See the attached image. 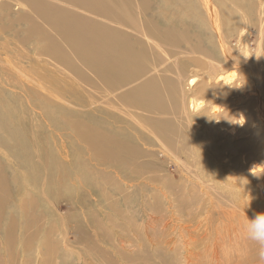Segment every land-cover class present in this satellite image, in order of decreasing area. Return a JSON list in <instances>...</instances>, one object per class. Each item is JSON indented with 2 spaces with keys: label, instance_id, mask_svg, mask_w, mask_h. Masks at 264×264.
I'll use <instances>...</instances> for the list:
<instances>
[{
  "label": "rangeland",
  "instance_id": "1",
  "mask_svg": "<svg viewBox=\"0 0 264 264\" xmlns=\"http://www.w3.org/2000/svg\"><path fill=\"white\" fill-rule=\"evenodd\" d=\"M87 2L88 5L83 7L71 6L67 0H0V90L8 96L19 94L24 98L26 91H33L39 98L47 96L49 103L57 105L62 100L52 96L46 84V89H43L37 82L39 75L51 71L53 76L56 74L65 92L76 94L88 102L95 103L94 99L97 105L102 106L108 98L115 100L111 88L99 82L87 62H81L78 55L70 52L71 43L65 35L59 33L65 29L61 19L56 18L57 14L69 18L72 9L93 21L124 30L134 39L136 49L142 48L140 42H143L150 46H147V49L152 50L150 52H154L151 47L155 43L146 40L141 31L145 30V20L156 25L152 32L147 31L163 45L166 54L155 45L157 48L153 47L154 50L163 55L158 64L154 63L156 68L150 73L138 70L136 72L140 73L135 75L131 72L133 78L126 87L144 94L147 90H153L150 82L155 83L156 97L164 103L166 110L150 108L148 112L138 111L139 117L148 116L147 122L141 121L143 124H139L135 112L140 104L125 108L130 112L122 114L118 126L127 125L133 139L129 140L127 148L118 150L120 155L127 152L129 158L127 162H120L117 168L109 167L115 172L98 166L97 156L89 150H76L60 139L58 146H54L53 140L61 136L57 132L38 134L33 130V125L40 119L35 109L26 113L20 121L18 139L20 137L23 141L22 145H14L10 150L2 147L4 143L14 142V139H10L7 130L0 129L4 132L0 133V264H182L184 259L187 264H195L193 256L196 257L198 243H189L179 237L182 229V211L177 208L179 200H191L190 195L201 194L204 186L215 194L213 196L218 206L229 203L224 208L220 206L218 210L221 216H230V199L239 192L240 180L234 177V174H240L230 166V160L239 162V154L242 152L254 154L252 159L256 160L262 151L255 149L253 143L256 140L251 139L249 132H240L245 126H241L233 135L220 129L218 123L223 122L225 126L227 118L238 119L240 114H246V102L243 99L235 101L239 96L231 92L224 93L223 88L216 94H202L204 85L213 88L216 84L214 79L208 82L210 74L222 71L221 68L216 70L204 64L208 61L218 63V66L226 64L219 58L222 56L221 51L224 49L229 52L232 49L231 52L240 58L248 54L250 64L254 67L253 72H258L256 64L260 62L257 56L260 43V51L264 49V32L259 31L258 17H254L250 23L242 8L236 5L233 7L228 4V0H209L210 3L206 5L201 0H133L131 10H134L137 17L136 25H133L132 22H126V19L121 21L112 16H101L92 11L89 5L91 1ZM103 2L119 6L116 0ZM222 3L230 5L232 13L237 14L238 25L226 19L222 7L225 4ZM192 6L199 15L190 13L188 17L186 11L191 10ZM203 17L206 23L200 26L198 18ZM165 27L173 30L169 39L176 40V44L167 45L159 38V32ZM211 30L215 33L210 34ZM41 44L60 48L64 58L69 57L75 61L78 71L71 72L65 68V74H62V66L48 64L47 57L38 58L34 49ZM247 44L249 48L246 51ZM60 51L55 57L51 50V57L57 63H60ZM141 60L145 67L146 57ZM195 60L202 64H197ZM193 74L200 77L196 93L193 91L194 94L188 95L185 92L184 95L188 88H196V85H188V77ZM177 82L181 93L179 102L175 103L170 92ZM233 84L235 82L231 86ZM124 89L121 88L118 93L122 94ZM189 97L205 101L211 99L222 106L226 110L222 108V112L227 115L221 117L213 113V103L205 107L208 109L205 118L212 121L206 122L204 116L197 117V109L190 106ZM69 104L81 114L93 109H84L80 104L71 102ZM81 114V120L85 122ZM163 120L172 128V144H166L168 138L160 128ZM204 123L217 126L214 128V136L206 134L202 126ZM198 126L202 127L199 129ZM112 135L116 137V134ZM225 144L228 147L224 148ZM31 146L37 175L31 169L30 162L25 161L27 149ZM8 154H12L13 158ZM177 155L181 162H174ZM222 155L226 159L223 160ZM42 158L46 160L45 163L41 162ZM15 159L21 162H15ZM16 164L20 166L14 174L12 170ZM49 168L56 175L69 173L68 181L64 185H60L59 181L52 183L47 179ZM77 174L82 175L83 184L77 183L80 181L75 179ZM15 175L22 182L17 190L13 179ZM142 175L150 176L156 186L162 184L165 176L172 178L174 188L170 201L161 193L149 195L150 187L146 184L141 190L138 189L134 183ZM109 176L112 179H108ZM91 180L103 182L100 193L89 188ZM45 188L54 189L59 198L46 196ZM142 190L146 196H143ZM216 218L218 214L211 224H216ZM24 222H29L30 226L21 233ZM164 225L167 226L166 232L163 230ZM244 226H240L245 232L242 235H237L232 228V233L215 235L216 247L228 250L231 259L227 264L241 261L245 257V246L252 252L262 250L247 242ZM184 235L190 236L188 233ZM129 257L140 258L142 262L134 263ZM253 264H264V258Z\"/></svg>",
  "mask_w": 264,
  "mask_h": 264
},
{
  "label": "bare ground",
  "instance_id": "2",
  "mask_svg": "<svg viewBox=\"0 0 264 264\" xmlns=\"http://www.w3.org/2000/svg\"><path fill=\"white\" fill-rule=\"evenodd\" d=\"M90 1L91 2L89 5L92 11L100 14L101 16H112L121 21H125L126 19V22H132L133 25H136L137 17H135L134 10H131L133 0H116V3L119 6L114 4H105L103 0ZM202 1L204 5L210 3L209 0H201V3ZM67 2L71 6L83 5V7H85L88 5L87 0H67ZM229 3L233 5V7L236 5L242 8L245 18L247 16V20L249 19L250 23L254 17H258L260 23L259 31L261 33L264 32V0H228V4ZM223 4L225 3H222V5ZM228 4L222 6L225 9L224 16L227 20L230 19L232 23L235 22L236 25H238V21L236 19L237 14L232 13L231 9L229 8L230 5ZM143 5L147 7L146 4ZM193 8L194 7L192 6L191 10ZM191 10L186 11L188 17L190 13L193 15H199L196 8H194L192 12ZM208 10L210 9L208 8ZM71 12L72 16H69V18H64L63 15L61 16L60 14H57L56 18L61 19L62 26L65 29V31H60L59 33L62 36L65 35V37L71 43V47L69 48L70 52L72 54L78 55L81 62H87L86 64L96 74V78L99 80V82L111 88V95L115 100L108 98L105 100L107 103L104 101V106H102L97 105L94 99L92 100L95 103L88 102L86 99H83L76 94L68 93L69 91L65 92L59 85L56 74L53 76L51 71H48L43 75H39L37 82L43 89H46L44 85L46 84L50 88L52 96L62 100L57 105L49 103L50 99L47 96H45V98L48 102L45 101V98H39V96H37V94H35L33 91V93L26 91V95H24L26 98H24L20 97L19 94L8 96L0 90V129L7 130V132L10 134V139H14V142L11 141V143H4L2 147L5 149L8 148L10 150L14 145H22L23 141H21L20 137L18 139L19 130L21 127L20 121H22L26 113L28 114L30 110L35 109L38 111L40 119L36 122V124L33 125V130L41 135L45 134L46 131H50L52 133L57 132V134H60L61 136L59 138L53 140L54 146H58V139H60L65 145L68 144L76 150H89L91 154L97 156L98 166L105 167L107 169H109V167L117 168L120 162H127L129 158V154L127 152L120 155L118 150L120 148H127V145L130 142L129 140L133 139V134L127 125L118 126L119 122L122 121V114H129L130 112L129 109L125 108L127 106H135L140 104L138 110L135 112V115L139 120V124H143L141 121L147 122L148 116L141 118L139 117L138 111L144 110L148 112V109L150 108H155L159 111L164 110V112L166 110L164 103L162 104V102L156 97L157 90L155 88V83L150 82L154 91L147 90L144 94L133 92V88L129 89L126 87L131 83V79L133 78L131 72L135 75L139 74L140 72L150 73L156 68L154 63L158 64V60L163 56L162 54L156 52L153 47L158 46L160 48L159 50L163 51L165 54L166 51L163 45H160L155 40V38L149 34V32H152L153 26H156L150 21H144L145 30H142L141 33L146 38V40H153L156 46L154 45L151 48L154 52H150L152 50L147 49V46H150L143 42H140V46L142 48L136 49L134 39H132L131 36L124 30L116 29L111 26L93 21L92 19L82 16L77 11L75 12L72 9ZM198 19L200 26H203V24L206 23V19L204 17ZM208 23L210 24V22ZM145 24L147 25V28L145 27ZM147 29L150 31L148 32ZM231 29H233V25L231 26ZM30 30H32V28ZM172 32L173 30L170 29V27H165L159 32V38L167 45H174L177 41L169 39ZM211 33L214 34L215 32L213 33L212 31L210 34ZM260 45L259 52L257 53V56L259 57L258 61L260 60V62L256 64L258 72H253L254 67H252L250 64L249 58L247 56L248 54H246V57L240 58L231 52L232 49L229 50L231 53L225 51L224 49L221 51L222 56L220 55L219 58H221L226 64H221L222 66H218V63H215L214 61H208V63L206 62V64H204L216 68V70L221 68L222 71L210 74L211 79L209 76L208 82L210 83L214 79V83L216 84L213 88L204 85L201 91L202 94H210V92L216 94L217 92L222 91L223 88L224 93L231 92V94L239 96V98L235 99V101L243 99V101L246 102L244 108L246 114H240V117L238 116V118L244 120L242 125L241 123L232 122V120H236V118H227L225 123L226 127L224 126L223 122L218 123V125H220V129L223 132L233 135L240 129L241 126H245L246 128L240 132H249L251 139L253 141L256 140V142L253 143L255 149H261L262 151L260 153V158L256 160L252 159V155L254 154H248L246 152L239 154L241 158L239 162H232L230 160V166L235 170H238V173L240 174H234L235 178L240 179L239 192L235 197L230 199V206L232 207L230 216H221L218 210L220 206L224 208L228 206L229 203L219 204L218 206V201H216V197L213 196L214 193L207 190L204 186L202 189L203 192L201 194L194 193L190 195L191 200H179L178 203L180 204L177 206V208L178 210L182 211V229L179 237L184 239V241H188L189 243H198L196 257L191 254L193 256V260H196L195 264H227V261L231 259L227 253L228 250H222L216 247L217 242L215 235L217 233H222L220 234L222 236L224 234H228L229 232L232 233V231H230L231 228L236 232L237 235H242L245 232L240 226L242 224H246L248 219L250 221L254 220L258 214L264 213V59H262L264 58V49L260 51V47L262 49V46ZM50 48L54 56L58 51H60V48L50 47L48 44H41V46L38 45L35 47L34 51L37 53L38 58H42L43 56L47 57L46 62L48 64L53 63L57 66H62V70H59L62 74H65V71H63L65 68L71 72L78 71L75 61L69 57L64 58V55L61 53V51L60 63H57V60L51 57ZM248 48L249 47L247 44L245 50L247 51ZM144 56L147 59L145 67L141 60ZM195 61L197 64L201 63L199 60ZM239 64L242 66H239ZM138 70L141 71L136 72ZM199 78L200 77H198L197 74H193L188 77V85H196V88H188L184 91V95L185 92L188 95L190 93L194 94L193 91H196L198 88L197 84L200 82ZM178 82L170 92L175 100V103L179 102L181 93ZM232 82H235L233 86H231ZM123 87H125L124 91L122 94H119V90ZM48 93H50L49 90ZM70 102L80 104L84 109L89 107L93 109L81 114L79 110L77 111L73 107L68 106ZM110 102L115 103L112 104ZM189 103L193 109H197V117L204 116L203 118H205V114L208 111V109H205V107L207 105H212L214 102L211 99H206L205 101L202 98L189 97ZM93 105L94 107H92ZM218 105L219 104L213 105L212 112L218 113V116L221 117L226 116L227 114L223 113V109ZM80 114L85 118V122L81 120ZM206 122L212 121L207 118ZM94 123H97V125ZM3 125H6V127H3ZM202 126H204L203 129L207 135L214 136V128L217 127L215 124L204 123ZM201 127L198 126L199 129ZM160 128L162 129L164 135L168 138L166 144H172V128L164 120L160 123ZM71 129H74V132ZM0 133L3 134L4 132L0 130ZM112 134H116V137H114ZM134 138H136V129ZM226 146L227 145L225 144L224 148ZM32 149V146L27 149L25 161L30 162L29 165L31 169L34 171V174L37 175V167L33 163ZM230 149L234 150L233 148ZM8 155L13 158L12 154ZM221 158L224 160L226 159V156L222 155ZM15 162L21 161H17L15 159ZM41 162L45 163L46 160L42 158ZM98 162H100V164ZM174 162H181L178 155L176 156ZM15 166L16 167H14L12 170V173L14 174L16 173L20 164H16ZM115 171L116 170H110V172ZM69 177V173L56 175L52 170H50V168L47 173L48 180H50L52 183L59 181L60 185H64L68 181ZM13 179L16 181L14 182L16 185L15 188L17 190L18 185L22 182L19 180V178H17L16 175ZM75 179L80 180L77 182L79 184H83L84 182V179H82V175L80 174H77ZM108 179H112V177L109 176ZM108 179L106 180V184ZM77 183H75V185ZM102 184L103 182L91 180V182L88 183V186L90 189L97 190L100 193ZM134 184L140 190L146 184L150 187L149 195L161 193L167 197L169 201L174 188L173 179L167 176H165L160 186L154 185L152 183V178L150 176L144 177V175L138 177ZM1 189L2 186L0 184V191ZM44 191L46 192V196L59 198L57 192L52 188H45ZM141 192L143 196H146V192L144 190ZM178 198L180 197L178 196ZM0 204H2L1 201ZM216 207L217 209H215ZM217 214L218 218H216V224L213 225L211 223ZM186 224L190 226H187ZM29 226V222H24L20 230L21 233L26 231ZM163 230L165 232L167 231L166 225H164ZM186 233H188L190 236L185 237L184 234ZM236 237L239 239L238 236ZM247 242L253 243L257 248H262L261 245L249 238L247 239ZM243 249L245 250V257L241 261H235V264H253L264 258V256H262V251H264V249L256 252H252L247 246L243 247ZM240 252L241 250L238 251V253ZM129 258L134 263L142 262V259L140 258ZM222 258L225 259L223 260ZM182 264H187V261L185 259L182 260Z\"/></svg>",
  "mask_w": 264,
  "mask_h": 264
},
{
  "label": "clouds",
  "instance_id": "3",
  "mask_svg": "<svg viewBox=\"0 0 264 264\" xmlns=\"http://www.w3.org/2000/svg\"><path fill=\"white\" fill-rule=\"evenodd\" d=\"M218 106L223 108L220 105H218ZM225 118H227V117H225ZM232 122L242 124L244 122V120L243 119L241 120L240 118H238L236 120H232ZM244 227H245L247 237L249 239L257 242L259 245H261L262 249H264V213L258 214L254 220L250 221L248 219V222H246ZM262 256H264V251H262Z\"/></svg>",
  "mask_w": 264,
  "mask_h": 264
}]
</instances>
